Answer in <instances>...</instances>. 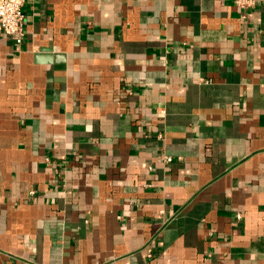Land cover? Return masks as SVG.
Returning a JSON list of instances; mask_svg holds the SVG:
<instances>
[{
	"label": "crops",
	"instance_id": "crops-1",
	"mask_svg": "<svg viewBox=\"0 0 264 264\" xmlns=\"http://www.w3.org/2000/svg\"><path fill=\"white\" fill-rule=\"evenodd\" d=\"M24 12L22 43L0 27V264H264V0Z\"/></svg>",
	"mask_w": 264,
	"mask_h": 264
},
{
	"label": "built area",
	"instance_id": "built-area-1",
	"mask_svg": "<svg viewBox=\"0 0 264 264\" xmlns=\"http://www.w3.org/2000/svg\"><path fill=\"white\" fill-rule=\"evenodd\" d=\"M261 0H234L241 8L254 7ZM26 0H0V27L3 32L11 36L17 43H22L25 36V12ZM160 137L162 135L160 134ZM171 156H166V161L170 162ZM31 190L30 193H34Z\"/></svg>",
	"mask_w": 264,
	"mask_h": 264
},
{
	"label": "water",
	"instance_id": "water-1",
	"mask_svg": "<svg viewBox=\"0 0 264 264\" xmlns=\"http://www.w3.org/2000/svg\"><path fill=\"white\" fill-rule=\"evenodd\" d=\"M42 51H47V52H51L52 51V49L51 48H42ZM41 57H46V58H49L50 59V61H51V59H54V56H55V60L56 59H59V57H63L64 58V55H62V54H55V55H52V54H46V55H40Z\"/></svg>",
	"mask_w": 264,
	"mask_h": 264
}]
</instances>
